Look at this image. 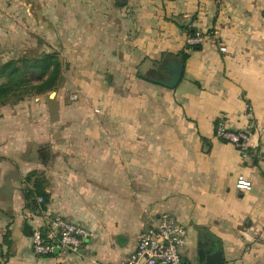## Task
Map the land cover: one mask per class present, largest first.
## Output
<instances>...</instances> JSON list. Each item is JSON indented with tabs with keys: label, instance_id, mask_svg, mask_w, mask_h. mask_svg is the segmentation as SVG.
<instances>
[{
	"label": "crops",
	"instance_id": "obj_1",
	"mask_svg": "<svg viewBox=\"0 0 264 264\" xmlns=\"http://www.w3.org/2000/svg\"><path fill=\"white\" fill-rule=\"evenodd\" d=\"M51 7L61 14L41 28L52 39L65 35L72 71L109 88L142 85L155 106L140 110L137 90L131 110L115 92L114 110L74 109L51 131L0 119V264H121L160 214L186 226L187 264H205L201 251L217 248L223 264H264V0H51ZM188 29L209 35L200 50L189 48ZM179 57L176 88L142 79L146 67L151 76ZM221 119L228 131L248 133L247 157L216 137ZM240 176L252 183L249 192L236 188ZM37 178L48 198L40 205L37 196L32 210L24 194ZM46 215L92 237L78 252L39 257L25 230L44 225Z\"/></svg>",
	"mask_w": 264,
	"mask_h": 264
},
{
	"label": "rangeland",
	"instance_id": "obj_2",
	"mask_svg": "<svg viewBox=\"0 0 264 264\" xmlns=\"http://www.w3.org/2000/svg\"><path fill=\"white\" fill-rule=\"evenodd\" d=\"M61 11L62 8L52 9L51 0H0V70L11 60L29 63L35 60L45 61L49 56H53L60 66V73L50 89H43V83L49 78L52 66L45 64L27 68L25 78L20 80L19 89L15 83L13 91L7 97H0V119L7 117L11 127L28 125L51 131L66 126L69 118L77 113L72 112L74 109L83 110L88 106L87 109L93 113L110 108L114 110L117 105L111 99H118L115 92L129 99L124 107L131 110L130 95L138 94L137 90L144 97L136 100L140 110L154 107L155 104H149L147 99L152 93L142 85L138 88L128 85L125 88H115L111 85L109 88L99 80L90 82L84 79L83 71H72L69 68L72 64L66 55L63 41L66 40L65 35L61 33L58 39H52L49 38V31L43 28L49 27L46 23L50 24L52 15L61 14ZM43 21L45 26L41 28ZM148 69L146 67L140 73L142 79L149 76ZM99 75L100 73L97 77ZM4 82L5 78L0 77V86ZM137 98L134 97V108Z\"/></svg>",
	"mask_w": 264,
	"mask_h": 264
},
{
	"label": "built area",
	"instance_id": "obj_3",
	"mask_svg": "<svg viewBox=\"0 0 264 264\" xmlns=\"http://www.w3.org/2000/svg\"><path fill=\"white\" fill-rule=\"evenodd\" d=\"M208 38L209 35L197 32L195 36H189L188 45H202ZM220 50L225 52L226 48L221 47ZM216 137L235 145L243 152V157H247L245 145L249 140L248 133L228 131L221 119L216 126ZM236 188L243 193L249 192L252 183L240 176ZM37 202L40 205L45 203L42 197H38ZM91 237L92 233L84 226L47 215L44 216V225L35 226L31 235L33 252L39 257L51 256L57 249L64 253L78 252ZM187 238L186 226L175 216L160 214L139 235L135 251L121 264H187L182 254Z\"/></svg>",
	"mask_w": 264,
	"mask_h": 264
},
{
	"label": "trees",
	"instance_id": "obj_4",
	"mask_svg": "<svg viewBox=\"0 0 264 264\" xmlns=\"http://www.w3.org/2000/svg\"><path fill=\"white\" fill-rule=\"evenodd\" d=\"M188 30L190 36H195L197 33L195 30H191V29ZM188 46L193 50L201 49V45H196V46L188 45ZM182 55L185 60L188 58V54L183 53ZM53 58H54L53 56H49L47 57V59H45V61L35 60L29 63H25L21 60H11L7 62L0 70V77L5 78V82L3 83V85L0 86V97L2 96L7 97L8 94L13 91L15 83H16L15 86L19 89V87L21 86L20 80H23L25 78L24 77L25 70L27 68H30L31 66L39 67L45 64H47L49 67L52 66V70L49 78L45 83H43L45 84L43 86V89L52 88L60 73L59 63L56 62ZM34 176L36 175L35 174L29 175L27 177V180L32 181V177ZM41 183L42 180L40 178H37L34 182V190H28L24 194L25 199L28 202V207L31 208L32 210H38L35 200L37 196L42 197L45 202L47 201L48 196L45 194Z\"/></svg>",
	"mask_w": 264,
	"mask_h": 264
},
{
	"label": "water",
	"instance_id": "obj_5",
	"mask_svg": "<svg viewBox=\"0 0 264 264\" xmlns=\"http://www.w3.org/2000/svg\"><path fill=\"white\" fill-rule=\"evenodd\" d=\"M164 71H166V73H164ZM183 71V58H168L164 60L161 66L152 72L151 76H147L146 79L166 88L174 89L180 83ZM25 232L31 236V226L27 225ZM200 255L205 259V264H223V254L220 248H217L215 251H211L208 254L203 250Z\"/></svg>",
	"mask_w": 264,
	"mask_h": 264
}]
</instances>
